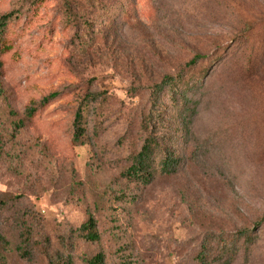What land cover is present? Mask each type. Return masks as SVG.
<instances>
[{"label":"rangeland","instance_id":"obj_1","mask_svg":"<svg viewBox=\"0 0 264 264\" xmlns=\"http://www.w3.org/2000/svg\"><path fill=\"white\" fill-rule=\"evenodd\" d=\"M8 12L0 264L99 251L106 264H200L204 245L206 264H264V0H0ZM182 70L186 97L159 92L154 127L178 170L162 173L159 153L154 176L131 181L152 91ZM90 215L96 243L75 233Z\"/></svg>","mask_w":264,"mask_h":264},{"label":"trees","instance_id":"obj_2","mask_svg":"<svg viewBox=\"0 0 264 264\" xmlns=\"http://www.w3.org/2000/svg\"><path fill=\"white\" fill-rule=\"evenodd\" d=\"M15 14L13 12H8L0 15V57L4 55L7 51L11 49V44H9L6 31L7 26L10 22L13 21ZM203 59V56L196 55L190 62L187 63L186 67H190V69L195 68V65L199 60ZM1 59H0V76H1ZM184 77V72H182L176 76H166L164 80L158 85H156L151 94L152 107L150 109L149 119L144 123V129L147 133L146 139L141 150L134 156L132 159V163L125 169L123 175L127 177L129 180H138L148 182L155 174L154 162L156 156L159 153H163V157L161 158V162L159 164L160 171L166 175H171L177 172L179 167V159L176 155L175 150H171L170 148L161 149V142L159 137L156 136L155 126L158 124L160 118L162 117V108L159 102V92L164 91L167 88L170 98V102L177 103L181 97H186V92H180L177 94L174 92V87L178 81H181ZM199 83V80L194 82L192 88H194ZM55 96L53 94L51 97ZM48 98H44L41 102V105L47 102ZM36 112V107H30L27 109L26 114L28 117L32 116ZM75 136L74 141L79 142L84 135V128L82 126V114L80 110L77 112L75 121ZM77 237L86 242L96 243L100 240V233L98 229L97 220L93 215H90L79 228L75 230ZM246 237V240L251 242V234L248 233V230L241 231L239 233ZM10 247L9 240L0 233V258L5 257L6 252ZM221 247L223 252L234 251L229 245L228 242L222 240ZM204 249L200 254V264H206V253H207V245H204ZM87 264H106L105 255L99 251L95 255L86 259ZM50 264H73L71 257L51 260Z\"/></svg>","mask_w":264,"mask_h":264}]
</instances>
